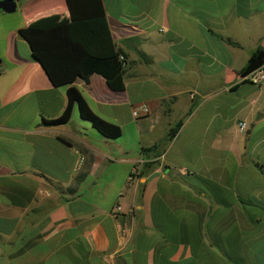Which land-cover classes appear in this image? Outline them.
Here are the masks:
<instances>
[{"label": "crops", "instance_id": "1", "mask_svg": "<svg viewBox=\"0 0 264 264\" xmlns=\"http://www.w3.org/2000/svg\"><path fill=\"white\" fill-rule=\"evenodd\" d=\"M101 3L121 91L98 74L54 86L19 36L71 23L66 0L0 12V264H264V85L241 79L264 0ZM69 86L118 139L76 107L42 123Z\"/></svg>", "mask_w": 264, "mask_h": 264}, {"label": "trees", "instance_id": "2", "mask_svg": "<svg viewBox=\"0 0 264 264\" xmlns=\"http://www.w3.org/2000/svg\"><path fill=\"white\" fill-rule=\"evenodd\" d=\"M66 3L71 23L44 32L20 29L19 36L27 42L33 57L54 86L71 85L77 78L98 74L112 90H123V65L119 61L121 53L115 48L101 0H93V7L91 0H66ZM262 64L264 51L257 49L249 57L241 75ZM66 99L67 104L61 115L52 120H43L44 125L67 124L76 107L80 118L104 138L114 140L121 136L120 127L96 116L74 86L67 88Z\"/></svg>", "mask_w": 264, "mask_h": 264}, {"label": "built area", "instance_id": "3", "mask_svg": "<svg viewBox=\"0 0 264 264\" xmlns=\"http://www.w3.org/2000/svg\"><path fill=\"white\" fill-rule=\"evenodd\" d=\"M119 61L122 63V65L124 66V58L122 56H119ZM242 81H246L252 85L255 86H262L264 85V64H262L260 67L248 72L247 74L243 75L241 77ZM148 111L147 107H142V108H136L133 109L132 114L134 117H138L140 115V112L142 113H146ZM246 128V124L245 123H240L239 124V130L241 132H243ZM136 170L133 169V171L131 172L130 175V180L133 178V176L135 175ZM121 210V208L119 206H116L114 209V215H116V213H119V211Z\"/></svg>", "mask_w": 264, "mask_h": 264}, {"label": "water", "instance_id": "4", "mask_svg": "<svg viewBox=\"0 0 264 264\" xmlns=\"http://www.w3.org/2000/svg\"><path fill=\"white\" fill-rule=\"evenodd\" d=\"M16 11V0H0V12L12 14ZM1 67V66H0ZM28 228H26L23 233L20 235L22 237L26 232ZM3 251H7L6 249H2Z\"/></svg>", "mask_w": 264, "mask_h": 264}, {"label": "rangeland", "instance_id": "5", "mask_svg": "<svg viewBox=\"0 0 264 264\" xmlns=\"http://www.w3.org/2000/svg\"><path fill=\"white\" fill-rule=\"evenodd\" d=\"M125 135H126V137H127L128 139H131V132H130V134H127V133H126ZM124 137H125V136H124ZM126 137H125V138H126Z\"/></svg>", "mask_w": 264, "mask_h": 264}]
</instances>
